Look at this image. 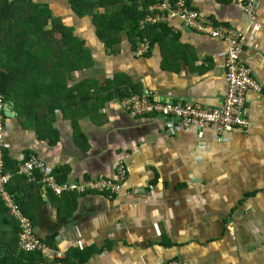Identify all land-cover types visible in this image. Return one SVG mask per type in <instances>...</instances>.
<instances>
[{"label":"crops","instance_id":"crops-1","mask_svg":"<svg viewBox=\"0 0 264 264\" xmlns=\"http://www.w3.org/2000/svg\"><path fill=\"white\" fill-rule=\"evenodd\" d=\"M60 1L65 6L45 1L53 17L71 12L80 23L91 22V31L87 26L73 36L93 63L65 77V100L57 98L39 124L5 104V151L19 161L37 155L49 171L61 169L65 183L114 179L120 161L127 178L117 193L61 196L34 180L22 181L18 187L32 183L28 193L17 190L27 198L36 234L59 254L41 253L34 263L264 264V93L247 96L251 125L245 134L218 137L205 130L203 138L196 128L169 133V121L157 114L131 115L121 97L94 102L92 95L96 85L110 82V90L124 97L150 93L218 109L227 90L226 44L186 29L180 20L156 21L160 0H124L148 13L141 28L155 26L150 51L134 55L136 38L125 29L106 50L90 14L79 16L68 0ZM257 1L254 29L235 0H190L203 17L243 33L244 61L264 84V0Z\"/></svg>","mask_w":264,"mask_h":264},{"label":"trees","instance_id":"trees-1","mask_svg":"<svg viewBox=\"0 0 264 264\" xmlns=\"http://www.w3.org/2000/svg\"><path fill=\"white\" fill-rule=\"evenodd\" d=\"M68 4L79 16L90 14L96 34L106 50L124 29L128 30L129 36L136 38L135 49L143 41L149 42L151 47L150 38L155 26L146 23L141 28L140 22L146 20L148 13H138L132 3L127 4L124 0H68ZM48 24L50 27L46 29ZM55 34L60 37H55ZM82 46L73 36L72 27L53 17L49 3L42 0H0V94L4 104L11 103L20 116L33 117L39 124L43 115L51 114L63 97L65 77L73 70L92 65L90 54ZM107 83L94 87V102L98 98H124L117 89L111 91L110 82ZM82 86L86 87L85 84L78 85L79 93ZM81 100L85 105L86 100ZM28 156L25 155L23 160ZM21 160L10 158L2 147V171L12 173L5 191L19 211L29 219L27 198L20 197L17 190L22 188L28 193L32 184L18 187L27 180L26 176L18 173ZM60 170L50 171V175L56 182L64 183L61 180L65 176ZM33 180L41 185L37 171L33 172ZM18 231V222L0 195V264H35V256H41L39 251L24 252L19 248Z\"/></svg>","mask_w":264,"mask_h":264},{"label":"built area","instance_id":"built-area-1","mask_svg":"<svg viewBox=\"0 0 264 264\" xmlns=\"http://www.w3.org/2000/svg\"><path fill=\"white\" fill-rule=\"evenodd\" d=\"M239 4L249 21L254 23V29L258 26L257 0H235ZM156 21L169 23L180 20L183 26L193 32L223 41L226 46L225 74L227 90L218 109H207L199 103L181 101H164L157 99L153 94L141 93L130 94L121 99L122 108L131 115L141 116L157 114L169 121L168 132L173 130L189 131L196 128L198 136L203 138L205 130H213L218 137L225 136L232 132L246 133L250 127L247 114V96L249 93L262 95L264 84L254 76L251 68L244 61L245 44L243 33L231 26L222 25L205 18L191 4L190 0H160ZM151 22L153 19H149ZM148 20V21H149ZM150 50L149 42L138 43L134 49V55L142 56ZM5 104L0 94V195L4 205L9 209L11 215L18 222V245L24 252L39 251L43 255L59 256L55 251L49 249L36 234L30 220L25 217L14 203L12 197L5 191V185L11 177V173L2 171V147L5 145V116L3 109ZM40 175V182L55 195H62L64 192L88 191V190H109L117 193L126 181L127 169L122 161L116 165L114 179L81 180L78 183H58L50 175L49 169L44 161L37 155L30 154L21 160L18 165V173L33 180V172ZM163 264H183L180 260L172 259Z\"/></svg>","mask_w":264,"mask_h":264},{"label":"rangeland","instance_id":"rangeland-1","mask_svg":"<svg viewBox=\"0 0 264 264\" xmlns=\"http://www.w3.org/2000/svg\"><path fill=\"white\" fill-rule=\"evenodd\" d=\"M42 1H46V0H42ZM58 6L60 7L61 6H65V3L64 2H61L60 0H56ZM64 4V5H63ZM58 11V10H57ZM59 13V12H58ZM70 14H72L71 12H69ZM61 16H62V19L60 18L61 21H63V24L66 25V26H70L72 27V34L73 35H77L78 33H80L81 31L85 30L87 28V30H90L91 31V25H90V21L87 20V21H82L80 23V21L76 18H73L70 14H69V17H66L65 15H63L62 13H59ZM55 16V15H54ZM75 17V15H73ZM89 24V25H88ZM50 27V24H48L47 28L46 29H49ZM73 27L75 29H73ZM76 27H78L79 29L77 30ZM93 28V27H92ZM89 32V31H88ZM91 34V32H90ZM55 37L59 38L60 35L59 34H55Z\"/></svg>","mask_w":264,"mask_h":264}]
</instances>
